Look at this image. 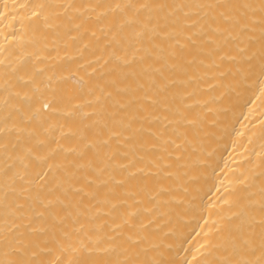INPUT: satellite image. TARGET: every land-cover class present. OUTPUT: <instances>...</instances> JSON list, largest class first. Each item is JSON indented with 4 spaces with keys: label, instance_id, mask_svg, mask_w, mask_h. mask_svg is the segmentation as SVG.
<instances>
[{
    "label": "bare ground",
    "instance_id": "obj_1",
    "mask_svg": "<svg viewBox=\"0 0 264 264\" xmlns=\"http://www.w3.org/2000/svg\"><path fill=\"white\" fill-rule=\"evenodd\" d=\"M0 264H264V0H0Z\"/></svg>",
    "mask_w": 264,
    "mask_h": 264
}]
</instances>
